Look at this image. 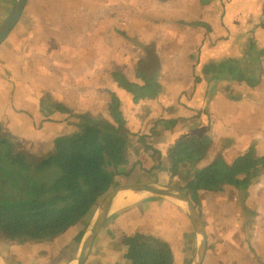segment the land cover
Here are the masks:
<instances>
[{
    "label": "crops",
    "instance_id": "obj_1",
    "mask_svg": "<svg viewBox=\"0 0 264 264\" xmlns=\"http://www.w3.org/2000/svg\"><path fill=\"white\" fill-rule=\"evenodd\" d=\"M15 2L0 0V25ZM115 74L147 85L151 96L135 100ZM112 99L138 155L109 192L163 184V176L186 189L193 174L187 181L171 174L179 142L205 140L198 169L250 150L264 157V0H27L0 45L1 133L17 149L44 155L57 138L75 132L76 115L112 122ZM249 176L247 188L198 191L195 198L184 192L205 227L202 264H264V169ZM107 194L58 236L34 245L7 239L12 249L2 241L0 253L16 264L22 251L56 246L59 264H71ZM136 234L165 242L173 264L196 259V231L184 205L126 191L103 211L85 264H132L126 241Z\"/></svg>",
    "mask_w": 264,
    "mask_h": 264
},
{
    "label": "trees",
    "instance_id": "obj_2",
    "mask_svg": "<svg viewBox=\"0 0 264 264\" xmlns=\"http://www.w3.org/2000/svg\"><path fill=\"white\" fill-rule=\"evenodd\" d=\"M115 80L135 100L138 95L151 96L147 85L140 88L118 74ZM110 112L112 122L88 113L76 115L75 132L57 138L52 150L40 156L17 149L0 131V231L7 239L26 245L56 237L78 224L111 190L130 158L138 155V147L118 112L116 99H112ZM206 145L205 140H189L172 149V176L187 181L193 174L186 187L191 198L198 191L247 188L250 172L264 169V157H256L252 150L231 163L218 158L198 169ZM155 160L160 155L155 154ZM126 246L125 256L132 264H173L162 240L136 234L127 239Z\"/></svg>",
    "mask_w": 264,
    "mask_h": 264
},
{
    "label": "water",
    "instance_id": "obj_3",
    "mask_svg": "<svg viewBox=\"0 0 264 264\" xmlns=\"http://www.w3.org/2000/svg\"><path fill=\"white\" fill-rule=\"evenodd\" d=\"M27 4V0H16L15 5L9 16L5 19V21L0 25V45L4 42L9 33L13 30V28L18 23L23 10ZM126 191H140L146 193L150 196L166 199L173 203H180L184 205L186 208L187 215L189 216L195 231L197 238V255L193 264H202L205 252H206V234L205 227L202 222V219L199 215L198 210L193 205L191 199L178 188L168 185L162 184L159 182H146L141 184H126L118 186L109 192L99 203L89 225V228L86 232L84 240L82 242V246L80 251L71 264H85L87 261L95 241L97 237L100 226L103 211L111 206L113 202ZM0 264H9L3 255L0 253Z\"/></svg>",
    "mask_w": 264,
    "mask_h": 264
},
{
    "label": "rangeland",
    "instance_id": "obj_4",
    "mask_svg": "<svg viewBox=\"0 0 264 264\" xmlns=\"http://www.w3.org/2000/svg\"><path fill=\"white\" fill-rule=\"evenodd\" d=\"M160 179L162 180L161 182H163V184H173V186L175 185V187L178 188L179 190H181L182 192H187V190L185 189V187L183 186L182 183H179L177 181H172V179L166 178L164 176L160 177ZM157 180L151 181V182H159ZM167 180H170V181H168L170 183H167ZM0 233L3 234L4 243H7L6 245H9V247L6 248L3 243H0V248H2V249L6 248L5 249L6 251L12 249V247L10 246L12 244L7 240L5 234L2 233L1 231H0ZM44 242H42V243H44ZM40 243H38V244H40ZM39 248H40V246L38 248H34V249H36V251H33L30 248V250H29L30 252H26L23 256H22V254L24 253V251H22L21 254L18 253L17 254L18 258L19 259H20V257H22V258H21V260L17 259L16 264H59V249H57L56 246H53V247L51 246L49 248H41V250H38ZM68 253H69V249L67 250V252H65L64 256L67 257ZM5 255H7V254H5Z\"/></svg>",
    "mask_w": 264,
    "mask_h": 264
},
{
    "label": "bare ground",
    "instance_id": "obj_5",
    "mask_svg": "<svg viewBox=\"0 0 264 264\" xmlns=\"http://www.w3.org/2000/svg\"><path fill=\"white\" fill-rule=\"evenodd\" d=\"M137 199H138V198H137ZM137 199H136V200H137ZM136 200H135V201H136ZM131 202H133V201H131ZM3 240H4L3 234L0 233V242H2ZM75 262H76V261H75Z\"/></svg>",
    "mask_w": 264,
    "mask_h": 264
}]
</instances>
